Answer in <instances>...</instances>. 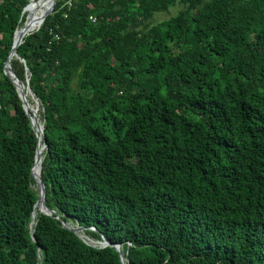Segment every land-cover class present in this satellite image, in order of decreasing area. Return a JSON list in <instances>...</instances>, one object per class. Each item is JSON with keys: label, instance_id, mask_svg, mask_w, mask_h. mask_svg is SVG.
<instances>
[{"label": "trees", "instance_id": "trees-1", "mask_svg": "<svg viewBox=\"0 0 264 264\" xmlns=\"http://www.w3.org/2000/svg\"><path fill=\"white\" fill-rule=\"evenodd\" d=\"M35 1L0 0V264H264V0L55 1L10 62L32 218L3 63Z\"/></svg>", "mask_w": 264, "mask_h": 264}, {"label": "water", "instance_id": "water-1", "mask_svg": "<svg viewBox=\"0 0 264 264\" xmlns=\"http://www.w3.org/2000/svg\"><path fill=\"white\" fill-rule=\"evenodd\" d=\"M53 5H54V2H52V6H51V8L49 9V11L46 13L45 17L51 13L52 8H53ZM26 6H27V5H26ZM26 6L22 9V11H21V15H23ZM45 17L43 18V20L45 19ZM42 22H43V21H42ZM38 29H39V28H38ZM38 29H36L35 31H37ZM15 31H16V29H15ZM15 31L13 32V36H14ZM29 34H30V33H29ZM29 34H27V35H29ZM13 36H12V45H11L10 51H9V53H8L6 59H5V62L3 63V75H5V76L9 79V81L12 83V85L14 86V89H15V91H16V93H17V96H18L19 100H20L21 103H22V109H23V111L25 112V114L27 115V118L29 119V125H30V127H31V129H32V131H33V133L35 134V138H36V148H35V154H34V160H35L36 150H37L38 135H37L35 129L33 128L32 124H31V121H30V118H29V115H28V112H27V110H28V108H27V104H26V101H25V98H24L25 95H24L23 92H22V85H23V86L25 87V90L28 91V92L31 94V96L33 97V94H32V92H31L30 88L28 87V74H27L26 79H25V81H24V83H23L22 81H20V80L16 77V75H15L14 72L12 71L11 67H10V74H9V75H7L6 72H5V63H6V61L9 59V57H10L11 55H14V59H16L19 63H21V64L24 63L23 59H21L19 56H17V54H16V52H15V49L17 48V46L22 42V38H23V37L20 38L16 43H14V42H13ZM25 36H26V35H25ZM26 73H27V72H26ZM18 87H20L21 89L18 88ZM39 135H40V139H42V138H43V134H42V123H41V125H40V127H39ZM41 146H42V151H44L45 148H46L44 142L42 143ZM34 160H33V163H34ZM40 163H41V161H40ZM32 166H33V164H32ZM32 166H31V168H30V176H31V177H32V174H31ZM32 179H33V177H32ZM33 180H34V179H33ZM34 182H35L36 191H37V194H38V199H37L36 202L34 203V205H33V209H34V207H35L37 204H40V206H41V210L39 211V213H43V214H46V215L50 216L52 212H51L49 209H47V207H46L45 204H44V184L42 183L41 178H40V164H39V175H38V179H37V180H34ZM31 217H32V218L35 217V216H33V212H32V214H31ZM56 218H57V217H56ZM61 225H62L64 228L68 229L69 231H71V232H73V233H75V234H77V235H78V232H79V231H82V230H83V228H82V227H79V226L71 227V226H68V225L65 224V223H61ZM33 226H34V221H32V223H31V227H30V233H31V234L33 233ZM78 237H79V236H78ZM79 238H80V237H79ZM32 240L34 241V238H33V237H32ZM99 242H100V245L98 246V248H103V247H106V246H111V244H110L105 238H103V237H101V241H99ZM84 243H85V242H84ZM85 244L88 245V246H91V247H95V246L89 245V244H87V243H85ZM112 247H114L115 250H116L117 252H119V247H120V245H112ZM119 258H120V264H125V261H126V260H125V258H123V256H122L121 253H119Z\"/></svg>", "mask_w": 264, "mask_h": 264}, {"label": "bare ground", "instance_id": "bare-ground-1", "mask_svg": "<svg viewBox=\"0 0 264 264\" xmlns=\"http://www.w3.org/2000/svg\"><path fill=\"white\" fill-rule=\"evenodd\" d=\"M53 0H37L35 1L31 6L29 5L26 9V12L29 10V16L28 19L23 22V24L18 27L14 33L13 36V42L16 43L20 38L24 37L25 35L32 33L36 29L40 27L42 24L43 18L45 17V14L49 11V9L52 6ZM14 59V55H11L9 59L5 63V72L7 75L10 74V62ZM12 69V67H11ZM20 88V87H18ZM21 89V88H20ZM22 92L25 95V101L27 104L28 112L31 113L33 119H34V129L38 135V141H37V150H36V156H35V162L33 164L31 174L34 180L38 179L39 175V164L41 161V153H42V146L40 144V135H39V127L41 125V122L38 119L37 116V110L35 106H32L29 102V98H32L31 94L25 90V87L22 85ZM36 104V100L34 102ZM37 105V104H36ZM28 113V115H29ZM30 121L31 116L29 115ZM41 210L40 204H37L33 209V216L37 215L36 213ZM34 220V219H33ZM91 240V239H90ZM93 243V242H92ZM95 245L99 246L100 242L97 241Z\"/></svg>", "mask_w": 264, "mask_h": 264}, {"label": "rangeland", "instance_id": "rangeland-1", "mask_svg": "<svg viewBox=\"0 0 264 264\" xmlns=\"http://www.w3.org/2000/svg\"><path fill=\"white\" fill-rule=\"evenodd\" d=\"M55 1H57V0H53V2L55 3ZM176 10H177V7H172V8H170L169 9V11L167 12V13H165V12H163V13H159V14H157V15H155V17H154V21H161V20H164V19H166V18H168L169 16H171V15H173V14H175V12H176ZM28 12H29V10H28ZM29 14V13H28ZM24 15V14H23ZM46 15V14H45ZM29 16V15H28ZM24 19H25V15H24ZM28 19V17L26 18V20ZM24 22V21H23ZM33 32H35V31H33ZM32 32V33H33ZM31 34V33H30ZM33 98V100L31 99V98H29V102L31 103V105L32 106H35L36 108H38V110H37V116H38V119L40 118L39 117V112H41V110H40V108H39V104H38V102H37V100L34 98V97H32ZM35 100H36V104H34V102H35ZM29 113V112H28ZM29 115H30V113H29ZM40 121V120H39ZM33 187H35V189H36V186L35 185H33ZM78 236L85 242V243H87V244H89V245H92V246H95V247H98L97 245H95V243L97 242V240H95V239H92V238H90L89 236H87V235H85L82 231H79L78 232ZM91 239V240H90ZM93 242V243H92Z\"/></svg>", "mask_w": 264, "mask_h": 264}, {"label": "built area", "instance_id": "built-area-1", "mask_svg": "<svg viewBox=\"0 0 264 264\" xmlns=\"http://www.w3.org/2000/svg\"><path fill=\"white\" fill-rule=\"evenodd\" d=\"M66 5V6H71V0H67L63 3V6ZM65 17V15H63ZM88 20L91 22V23H94L96 21V18L93 16V15H89L88 16ZM49 34L51 35V41H57L59 39V36L57 33H52V31H49Z\"/></svg>", "mask_w": 264, "mask_h": 264}]
</instances>
